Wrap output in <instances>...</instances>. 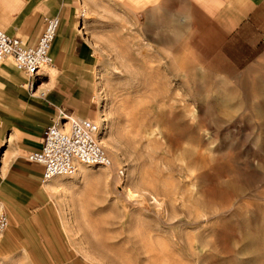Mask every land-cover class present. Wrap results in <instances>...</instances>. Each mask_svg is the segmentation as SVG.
Segmentation results:
<instances>
[{
	"label": "rangeland",
	"instance_id": "obj_1",
	"mask_svg": "<svg viewBox=\"0 0 264 264\" xmlns=\"http://www.w3.org/2000/svg\"><path fill=\"white\" fill-rule=\"evenodd\" d=\"M77 6L112 166L41 183L7 214L0 264H264V54L211 71L158 0Z\"/></svg>",
	"mask_w": 264,
	"mask_h": 264
},
{
	"label": "crops",
	"instance_id": "obj_2",
	"mask_svg": "<svg viewBox=\"0 0 264 264\" xmlns=\"http://www.w3.org/2000/svg\"><path fill=\"white\" fill-rule=\"evenodd\" d=\"M46 17L61 25L54 65L36 79L35 94L12 60L0 66V217L38 205L43 168L27 154L42 147L58 112L96 118L95 54L79 29L77 0H0V30L28 45L36 44ZM158 20L173 31L185 60L211 71L242 70L264 54V0H158Z\"/></svg>",
	"mask_w": 264,
	"mask_h": 264
},
{
	"label": "built area",
	"instance_id": "obj_3",
	"mask_svg": "<svg viewBox=\"0 0 264 264\" xmlns=\"http://www.w3.org/2000/svg\"><path fill=\"white\" fill-rule=\"evenodd\" d=\"M60 25L58 17L44 18L42 32L34 45H28L0 30V66L12 60L16 68L28 76L32 95L36 92L35 81L38 76L54 65L51 50ZM28 160L42 166L43 183L59 176H72L78 165L112 166V160L101 143L100 125L91 119L71 116L64 110H60L59 115L47 125L42 147L34 150ZM8 225L7 216L2 215L0 232H4Z\"/></svg>",
	"mask_w": 264,
	"mask_h": 264
},
{
	"label": "bare ground",
	"instance_id": "obj_4",
	"mask_svg": "<svg viewBox=\"0 0 264 264\" xmlns=\"http://www.w3.org/2000/svg\"><path fill=\"white\" fill-rule=\"evenodd\" d=\"M104 122L106 123L105 119H100L99 122H97L100 125V127H101V143H102L103 146H104L103 138H104V133H105V130H104L105 129V124H104ZM101 125H103V127ZM88 167H92V166L78 165L76 172L72 176H59V177L53 178L52 180H54L56 178H62V179H60L61 180L60 182H63V181L68 179L66 177L82 176V174L86 170L85 168H88Z\"/></svg>",
	"mask_w": 264,
	"mask_h": 264
}]
</instances>
